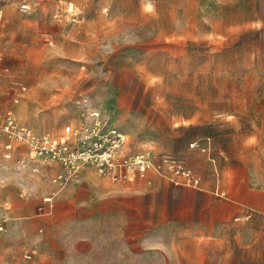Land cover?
Returning <instances> with one entry per match:
<instances>
[{
	"label": "rangeland",
	"instance_id": "374dc122",
	"mask_svg": "<svg viewBox=\"0 0 264 264\" xmlns=\"http://www.w3.org/2000/svg\"><path fill=\"white\" fill-rule=\"evenodd\" d=\"M257 5L263 9L264 0H0V116L14 109L21 124L62 136L82 113L97 111L106 129L127 135L133 153L181 160V147L210 140L228 194H261L252 219L259 217L256 238L264 242V16ZM193 152L207 161L200 148ZM24 157L9 161L0 148V188L23 209L13 220L25 247L0 264H23L26 252L54 243V233L40 230L55 207L47 198L57 195L56 206L74 210L81 197L94 205L97 191L106 203L113 194L150 191L111 184L93 170L61 189L51 166L35 173L37 164ZM7 222L0 221L4 231Z\"/></svg>",
	"mask_w": 264,
	"mask_h": 264
},
{
	"label": "crops",
	"instance_id": "0c3cea01",
	"mask_svg": "<svg viewBox=\"0 0 264 264\" xmlns=\"http://www.w3.org/2000/svg\"><path fill=\"white\" fill-rule=\"evenodd\" d=\"M257 6L261 18L264 7ZM5 141L0 139L3 152ZM195 142L200 143V139ZM211 144L208 140L203 146L210 148L209 155L200 151L211 164L195 154L194 149L181 147L178 152L201 178L197 187L176 184L167 172H152L149 175L152 186L141 183V179L119 183L136 190L145 184L148 193L144 190L136 195L113 194L110 203L104 202L102 192L97 191L94 205L91 197H81L76 209L62 210L56 206L57 195L53 196L55 207L46 213L48 218L40 230L54 233V243L26 252L23 264H264V242L256 238L262 230L259 217L255 214L252 219L262 205V196L256 193L254 199L239 198L232 188L228 194L221 186L220 169ZM132 148L128 140V151L132 152ZM154 154L156 159L170 155ZM24 155L27 160V148L18 147L15 160L21 163ZM50 169L54 175L61 171L58 166ZM0 191V221H12L8 230L4 231L3 227L0 231V258L10 253L17 256L25 247L21 223L13 218L23 209L13 202L10 190L1 187ZM71 206L75 208V203ZM241 220L251 222L237 228L235 225ZM27 254L31 259H26Z\"/></svg>",
	"mask_w": 264,
	"mask_h": 264
},
{
	"label": "built area",
	"instance_id": "2783aa9c",
	"mask_svg": "<svg viewBox=\"0 0 264 264\" xmlns=\"http://www.w3.org/2000/svg\"><path fill=\"white\" fill-rule=\"evenodd\" d=\"M70 10H74L73 6ZM0 135L5 136L3 145L7 160H13L18 147L23 146L28 150V160L37 164L33 172H39V165L58 166L61 171L53 176L52 182L61 189L80 179L88 170L112 183H129L141 178L151 185L149 175L152 172H167L176 184L197 187L201 183V178L178 157L163 154L156 159L152 153L129 152L127 135L116 129H106L97 111L82 113L66 126L62 136H56L21 124L16 111L7 109L0 116ZM190 147L210 153L209 147H200L198 143ZM220 194L226 195L225 192ZM45 202H52V198ZM25 257L31 259L32 256Z\"/></svg>",
	"mask_w": 264,
	"mask_h": 264
}]
</instances>
